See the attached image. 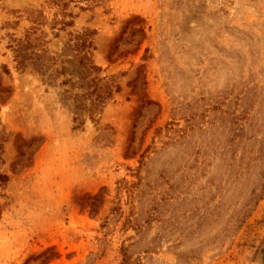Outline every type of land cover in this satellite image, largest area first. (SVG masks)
Listing matches in <instances>:
<instances>
[{
    "label": "rangeland",
    "instance_id": "374dc122",
    "mask_svg": "<svg viewBox=\"0 0 264 264\" xmlns=\"http://www.w3.org/2000/svg\"><path fill=\"white\" fill-rule=\"evenodd\" d=\"M85 29L120 90L73 129L13 39ZM0 136V264H264V0H0Z\"/></svg>",
    "mask_w": 264,
    "mask_h": 264
},
{
    "label": "trees",
    "instance_id": "16d2710c",
    "mask_svg": "<svg viewBox=\"0 0 264 264\" xmlns=\"http://www.w3.org/2000/svg\"><path fill=\"white\" fill-rule=\"evenodd\" d=\"M142 29H138L141 32ZM94 31L85 29L82 32L72 34L65 43L61 53L46 56L45 52H38L33 44L31 35H27L23 39H13L16 51L17 67L24 69L27 66H33L38 71H43L46 61L51 62V78L57 79L60 76H66L61 83L69 88L64 89L67 100L71 101V109L73 112V121L76 123L73 129H78L85 123V117L95 121L97 115L103 112L106 104L112 99L114 92L120 90V86L114 77L105 79L101 77L102 68L97 65L93 59V50H95L93 42ZM64 56V57H63ZM115 87V89H113ZM66 93H70L66 95ZM149 103V101H148ZM147 103V104H148ZM145 105H141L144 107ZM3 137L0 136V168L4 164V146ZM22 146V145H19ZM24 155L23 150L20 156ZM9 180L8 174L0 170V181ZM103 202L102 194H87L77 198V203L81 208H91L94 213ZM115 212L118 207L113 208ZM128 222L133 223L132 219ZM130 248H123V260L120 264H131L132 257Z\"/></svg>",
    "mask_w": 264,
    "mask_h": 264
}]
</instances>
